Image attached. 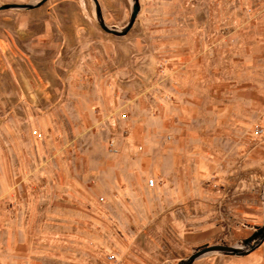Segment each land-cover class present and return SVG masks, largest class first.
Instances as JSON below:
<instances>
[{
    "label": "rangeland",
    "instance_id": "1",
    "mask_svg": "<svg viewBox=\"0 0 264 264\" xmlns=\"http://www.w3.org/2000/svg\"><path fill=\"white\" fill-rule=\"evenodd\" d=\"M96 3L121 29L133 2ZM137 4L121 37L92 0L0 11V264H177L261 226L264 0Z\"/></svg>",
    "mask_w": 264,
    "mask_h": 264
},
{
    "label": "water",
    "instance_id": "2",
    "mask_svg": "<svg viewBox=\"0 0 264 264\" xmlns=\"http://www.w3.org/2000/svg\"><path fill=\"white\" fill-rule=\"evenodd\" d=\"M47 0H38L35 4H6L0 6V11L7 9H21V10H31L41 6ZM96 7V18L100 29L108 34L116 37L124 36L132 27L135 17L139 11L137 0H132V8L128 18V21L121 29H114L112 27H107L100 16L99 10L97 8L96 0H92ZM264 240V216L261 226L255 227L254 233L242 241V245L231 247L226 245H203L189 255L187 258L179 261L177 264H192L196 259L201 258L205 254L217 252L226 256H244L249 252L257 248Z\"/></svg>",
    "mask_w": 264,
    "mask_h": 264
},
{
    "label": "crops",
    "instance_id": "3",
    "mask_svg": "<svg viewBox=\"0 0 264 264\" xmlns=\"http://www.w3.org/2000/svg\"><path fill=\"white\" fill-rule=\"evenodd\" d=\"M56 181H58L57 179H56ZM13 184L15 185V180H14V182H13ZM68 186H69V184H68ZM13 190H11V192L9 193V195L8 196H10L11 195V193L14 195V199H13V201H11V202H9V204H11V209H13L14 211H15V209H16V199H17V195L15 196V193H16V189L13 187L12 188ZM54 196V195H53ZM26 197V196H25ZM56 197H58V198H61V199H66V197H63V196H59V195H56ZM9 201H10V199H9ZM61 209H57L58 211V213L60 214V215H65V209H64V206H61L60 207ZM12 211V210H11ZM12 213H13V211H12ZM59 221V220H58ZM61 221V220H60ZM63 221V220H62ZM13 240H14V237H13ZM256 257H257V255H252V254H248V255H245V256H242V257H230L231 259H229V260H227V261H225L223 264H256L257 263V259H256ZM262 261V260H261ZM260 261V262H261Z\"/></svg>",
    "mask_w": 264,
    "mask_h": 264
},
{
    "label": "built area",
    "instance_id": "4",
    "mask_svg": "<svg viewBox=\"0 0 264 264\" xmlns=\"http://www.w3.org/2000/svg\"><path fill=\"white\" fill-rule=\"evenodd\" d=\"M254 133L257 136H260L261 130L255 129ZM153 185H154L153 180L152 179L148 180L147 186L152 187ZM103 264H119V261L117 260L114 254L108 253V254H105L103 257Z\"/></svg>",
    "mask_w": 264,
    "mask_h": 264
},
{
    "label": "bare ground",
    "instance_id": "5",
    "mask_svg": "<svg viewBox=\"0 0 264 264\" xmlns=\"http://www.w3.org/2000/svg\"><path fill=\"white\" fill-rule=\"evenodd\" d=\"M205 255H207V254H205ZM205 255H204V256H205Z\"/></svg>",
    "mask_w": 264,
    "mask_h": 264
}]
</instances>
